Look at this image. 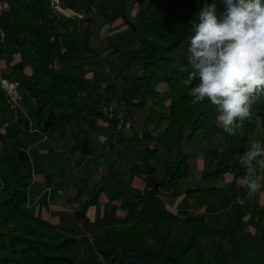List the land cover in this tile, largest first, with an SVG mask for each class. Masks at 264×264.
Listing matches in <instances>:
<instances>
[{"label": "trees", "instance_id": "16d2710c", "mask_svg": "<svg viewBox=\"0 0 264 264\" xmlns=\"http://www.w3.org/2000/svg\"><path fill=\"white\" fill-rule=\"evenodd\" d=\"M91 2L83 18H69L57 12L51 0H14L0 53L8 63L21 56L31 72L0 75V120L8 124L11 137H26L32 144L41 136L68 138L74 153L81 152V144L100 122L109 123L120 148L118 158L95 184L88 204L98 205L104 195L111 203L123 202L127 214H106L91 225V235L84 229L61 228L28 211L32 173L22 171L21 161L7 160L1 165L12 173L7 187L0 180L6 196L0 204V264H76L85 246L91 262L101 258L106 264H264V222L256 244L244 225L245 203H234L221 227L213 228L205 215L181 217L160 200L166 192L179 194L200 155L201 178L210 187L190 192L223 194L220 185L227 176L236 186L245 175L239 161L248 150L249 137L258 126L264 132V100L255 106L253 119L233 136L217 124L213 105L207 100L193 105L191 91L182 90L187 55L175 56L188 47L203 3L222 8L221 0H152L140 11L136 27L104 48L94 46L96 28L126 18L130 0ZM70 8L83 14L78 7ZM102 57L109 76L103 84L95 78L90 82L87 66L98 65L93 61ZM3 79L19 84L27 115L11 108ZM160 85H166L163 93L171 96L163 118L149 101L162 99ZM110 108L134 120L131 135L119 131L122 117L105 111ZM162 122L174 155L168 161L155 135ZM194 143L200 145L198 150ZM152 162L163 169L160 182L144 170ZM125 163L132 180L121 170ZM135 179L144 182L143 190L134 188Z\"/></svg>", "mask_w": 264, "mask_h": 264}, {"label": "rangeland", "instance_id": "374dc122", "mask_svg": "<svg viewBox=\"0 0 264 264\" xmlns=\"http://www.w3.org/2000/svg\"><path fill=\"white\" fill-rule=\"evenodd\" d=\"M63 1V2H62ZM62 5L67 7L63 8L61 5L60 7L66 11V10H72L70 8V5L73 7H78L83 11V14L81 18H83V15H86V10L88 7L92 6L91 0H62ZM151 0H131L130 6H129V15L126 16L123 20L117 22L116 25L113 27L106 26L102 28H96V34L93 39L94 46L98 48H104L108 42L121 35L124 34L132 29H134L137 25V19L138 14L142 10L144 6H146ZM13 12L10 14L9 17H12ZM66 16V15H65ZM0 26L4 28L6 26V22H1ZM120 23V24H119ZM187 48L177 54L175 56L176 59H180L181 55H187ZM22 63V62H21ZM93 63H98V65H90L87 66L88 71V78L90 79V82L95 81L99 84H103L105 79L109 76L108 70L105 67V61L104 58L96 59L93 61ZM27 67V66H26ZM181 71H184V67H182ZM18 74L24 73V71L19 70L17 71ZM0 75H2L0 73ZM4 80V79H3ZM2 82V86L5 89L9 103L11 105V108L18 112L19 115H27L28 110L27 106L25 104V96L23 93H21L23 96V100L18 103L17 101L13 100V98L10 97V95L7 92L6 87ZM6 82L9 84L10 81ZM92 85V84H91ZM91 88V87H90ZM166 85H160L158 87V90L162 92V99H150L149 101L154 104L159 110H160V118H163L168 113V106L169 101L168 99L171 97L166 96L163 92L166 90ZM183 91H191V86H184L182 85ZM105 111H108L111 115L114 117H119L124 114V112H120L116 108H110L105 109ZM128 124H125L123 127H119L125 130L126 132L132 134V131L130 127H127ZM137 125L141 127L142 120L138 119ZM3 120H0V180L4 187H7L10 183L11 179V170L1 165L2 162H5L7 160H10L12 162H22V171L26 173H32V181L29 189L30 193V199L31 202L38 199L39 196L44 192L46 186L50 182V176H52V180L55 182V187L57 188L56 194L54 195L55 198L58 200H61L59 197L61 196L59 193L64 192L68 197L69 193L71 192H77L81 188L88 189L87 192H92L91 184L94 182V178H96V170L101 169L105 173L107 172L109 166L108 162H112L117 158V150H119L118 141L114 138L108 136V129L100 128L97 131L96 137H93L92 135L85 143L81 144V152L73 154L71 152V149L73 148L72 140L68 138H62L58 134L54 135H48L47 139L44 140L42 144H40L39 147H35L33 149L32 153L34 156L33 161L28 156V150L29 148H26L27 144H25V140L23 137L21 138H13L9 135L8 130L4 127ZM165 122H162L157 130L155 131V135L159 139V143L163 145V152H164V159L166 161L171 160L174 155L172 153V149L167 146L165 142V138L163 136L164 134V128ZM99 135L105 137L107 140V143L103 144L101 140H99ZM44 136L39 137L38 140L43 139ZM255 140L258 141L264 146V132L261 130L260 126H258L257 130L249 137L248 142V149L250 148L251 142ZM114 142V146H112V143ZM195 146V149L198 150L200 148V145L198 143L193 144ZM91 146V147H90ZM96 154V161L90 160L88 157V154L90 151H94ZM99 147V148H98ZM100 150V151H99ZM105 155H102L103 153ZM69 153V154H67ZM200 159L203 160L202 156L200 155L196 161L193 163V171L191 174V177L189 181L182 185V187H187L188 189L193 188H200V189H208L210 185L205 183L201 178V171L203 167L201 168ZM36 165V166H35ZM149 165L151 167L149 168L150 172L146 170L144 167V170L151 174L152 177L157 181L160 182L163 179V169L161 166L156 163L152 162ZM124 173H129V165L128 163H125L122 165L121 168ZM128 175V174H127ZM128 180H131V177L127 178ZM90 188V190H89ZM50 195L48 192L45 193V196ZM260 196V194H258ZM48 197V196H47ZM45 197L43 202L44 204L48 203V198ZM6 198L5 193L0 190V204L1 201ZM203 199L206 203H212L214 202V205H220L221 203L227 199H229V195L226 193L223 196L218 195H203L200 194L196 197V201H199ZM248 204H247V213L249 217L252 216V220L246 221L244 223L247 232H249L251 238L253 239L254 243L259 244L261 241V234L263 230L262 222L256 223L253 220V215L250 209L252 206H254V203H259V201L253 200L252 197L248 198ZM220 202V203H219ZM51 204V202H50ZM258 206V205H257ZM30 209V208H29ZM101 212L105 213H111L112 208L108 204H102L100 206H97V216L99 217ZM208 212H211V210H208ZM197 215V213H195ZM199 215H203V213H200ZM255 217V216H254ZM226 218V214L224 215V218L222 219V222ZM210 226L213 228H220V225L218 223H215L214 221H209ZM87 230H91V225H88L86 227ZM99 262H91L90 261V254H89V248L87 246L84 247L83 252L80 256H78V264H106L101 258H99Z\"/></svg>", "mask_w": 264, "mask_h": 264}, {"label": "clouds", "instance_id": "9594fccd", "mask_svg": "<svg viewBox=\"0 0 264 264\" xmlns=\"http://www.w3.org/2000/svg\"><path fill=\"white\" fill-rule=\"evenodd\" d=\"M221 5L205 2L196 15L182 83L191 86V103L207 100L218 113L217 124L234 136L264 100V0ZM239 162L249 194L264 196V146L253 140Z\"/></svg>", "mask_w": 264, "mask_h": 264}, {"label": "crops", "instance_id": "0c3cea01", "mask_svg": "<svg viewBox=\"0 0 264 264\" xmlns=\"http://www.w3.org/2000/svg\"><path fill=\"white\" fill-rule=\"evenodd\" d=\"M152 1V0H151ZM150 1V2H151ZM0 2H6L9 4V11H4L0 12V24L1 22H6V25L9 23L12 17H9L10 14L12 13L13 10V5H14V0H0ZM131 2V0H130ZM130 6V5H129ZM129 15V13H128ZM139 16V14H138ZM117 24V23H116ZM114 24V25H116ZM120 24V23H119ZM114 25L110 26L113 27ZM2 49V46H0V51ZM21 56H16L14 61L11 63H8L7 57L4 53H0V73L1 74H9L13 72L16 76L18 75L19 70H23V74H30V68L26 67L21 63ZM120 112H122L120 109H118ZM124 115V114H123ZM119 116L117 118L122 117V122L119 124V127H123L125 124H128L127 127L130 129L133 128L135 122L131 118H127L124 116ZM8 124L4 122V128L7 129ZM138 126V125H137ZM100 128L103 129H108V136L111 135L112 128L109 123L107 122H100L99 124ZM98 127V129H99ZM139 127V126H138ZM132 130V129H131ZM157 130V129H156ZM98 131V130H97ZM97 131L92 133L91 135L93 137L98 136ZM120 132H123L127 135H131L130 133L126 132L125 130L123 131L122 128L119 129ZM1 132V129H0ZM132 132V131H130ZM42 137V136H41ZM25 140V144H27L26 148H29L28 150V156L31 158L33 161L34 156H33V149L35 147H39L40 144L44 142V140H48L47 136H44L43 139H40L36 141L35 144L30 143L29 139L26 137H23ZM99 140L103 144L107 143V140L105 137L99 135ZM117 140V139H115ZM85 143V142H83ZM82 143V144H83ZM114 142L112 143V146ZM91 147V146H90ZM99 148V147H98ZM97 149L94 147V151H90L88 154V158L92 161H96V154L95 152ZM100 151V150H99ZM72 152V150H71ZM117 152V151H116ZM73 154H76L72 152ZM79 153V152H77ZM103 153V152H102ZM69 154V153H67ZM102 155H105L104 153ZM118 158V155H117ZM116 158V159H117ZM115 159V160H116ZM108 162V166H109ZM201 163V168L203 167V160L200 159ZM36 166V165H35ZM151 165H146L145 168L148 172H150L149 168ZM108 172V170H107ZM106 172V173H107ZM124 173V171H122ZM104 171L101 169L96 170V178H94V182L91 184V189L93 190L95 184L99 182L103 174H106ZM127 178L131 177L132 180V173L129 170V173H124ZM128 174V175H127ZM164 174V173H163ZM151 175V174H149ZM152 176V175H151ZM50 182L46 186L44 192L39 196L38 199L34 200L31 202L30 199V193H29V204H28V211L31 213L35 214L38 217H42L44 219H47L51 221L53 224L64 228V229H69L72 231H80L81 229L87 230L86 227L88 225H92L94 222L98 221L102 217H104L107 213L101 212L100 216H97V206H100L102 204H108L112 208V212L110 214H114L117 216H126L127 211H126V205L123 202H109L106 196H102L100 198L99 204L96 206H92L88 204V199L89 196L92 194L90 192H87L85 188L79 189L77 192H71L69 193L68 197L64 192H60L59 194L61 195L59 198L61 200H58L57 198L54 197L56 194L55 192L57 191V188L55 187V182L52 180V176H50ZM189 181V180H188ZM183 182L180 186V192L177 196H175L174 193L172 192H166L160 197L161 202L164 204L166 208L169 210L175 212L181 217H186L189 215H199L200 213H203L207 217L209 221H214L215 223H218L221 227L222 225V219L224 218V215L227 214L232 207L234 203H240V204H248V198L252 197L253 200L255 199L256 201H259V203H254V206L250 209L253 215V220L256 223H261L263 224L264 222V196H259L258 194L256 195H251L249 194L247 188L241 183V180L238 181L236 186H232V177L227 176L225 183L220 185V188L225 189V192L223 194H219L218 196H223L224 194L229 195V199L225 200L223 204L221 203L220 205H214V202L212 203H206L204 202L203 199L196 201V197L200 194L203 195H209L205 194L204 192H190L194 189H200V188H193V189H188L187 187H182L183 184L187 183ZM133 186L136 190H143L145 187L144 182L140 180H133ZM31 189V188H29ZM90 190V188H89ZM204 190V189H200ZM48 192V194L45 196V193ZM48 198V203L44 204L43 200L44 198ZM133 199L137 198V195L132 196ZM51 202V204H50ZM220 203V202H219ZM258 205V206H257ZM30 208V209H29ZM208 210H211V212H208ZM255 216V217H254ZM252 220V216L249 217L248 213L246 214V218L244 222ZM263 226V225H261ZM91 230H88V234L91 235ZM248 231V230H247ZM249 233V232H248ZM89 254L91 255V251L89 250ZM99 258L97 262H99ZM76 264H78V258L76 261Z\"/></svg>", "mask_w": 264, "mask_h": 264}, {"label": "built area", "instance_id": "2783aa9c", "mask_svg": "<svg viewBox=\"0 0 264 264\" xmlns=\"http://www.w3.org/2000/svg\"><path fill=\"white\" fill-rule=\"evenodd\" d=\"M52 2V6L54 7V9L59 12L62 13L64 15H66L69 18H74V17H80V15H78L76 12H73L71 10H66L64 11L61 7H60V1L59 0H51ZM10 7L9 4L6 2H0V12H4V11H9ZM5 44V31L4 29L0 26V46ZM8 81V80H7ZM3 84L4 86H7V92L10 95L11 98H13V100L17 101L18 103H20L23 100V95L21 94V91L19 90V84L18 83H13L11 82L9 84V82L7 83L6 80H3Z\"/></svg>", "mask_w": 264, "mask_h": 264}]
</instances>
